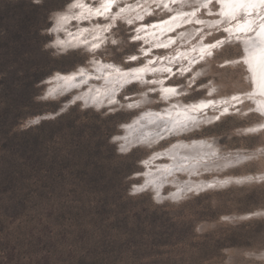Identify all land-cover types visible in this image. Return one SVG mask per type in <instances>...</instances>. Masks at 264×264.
<instances>
[{
    "label": "rangeland",
    "instance_id": "rangeland-1",
    "mask_svg": "<svg viewBox=\"0 0 264 264\" xmlns=\"http://www.w3.org/2000/svg\"><path fill=\"white\" fill-rule=\"evenodd\" d=\"M85 2L98 5L100 0ZM71 3L0 0V264H264V215L248 217L264 211V177L259 178L264 174V129L248 131L262 123L263 115L253 103L248 101L187 135L129 151H121L117 139L124 134V125L145 110H163L174 101L161 99L158 85H129L115 102L103 107L78 101L62 115L35 122L55 115L75 93L50 96L49 79L56 74L92 68L94 60L131 68L172 51L153 49L145 56L142 49L149 51V45L132 39L140 35L139 25L176 16V10L169 12L156 3L150 5L155 13L138 23L116 20L95 52L84 46L58 48L57 35L64 37L67 29L76 32L92 22L99 28L109 23L103 16L92 22L73 19L66 32L57 34L52 30L56 18L68 12ZM201 10L205 19L220 18ZM218 10L219 5L212 6L213 13ZM216 39L225 43L199 64L196 74L200 75H180L177 65L176 74L165 79L166 87L183 93L178 96L181 101L216 99L250 88L245 69L225 63L238 58L241 43L223 28L209 31L206 41ZM133 55L138 59L129 60ZM212 87L215 91L209 95ZM130 103L139 106L129 108ZM180 140L211 142L227 158L245 156L223 169L193 175L194 180L256 178L201 193L186 192L176 199L171 194L177 184H166L162 197L151 187L138 190L146 180L147 159ZM170 161L167 155L159 156L150 168ZM178 177L188 179L186 173Z\"/></svg>",
    "mask_w": 264,
    "mask_h": 264
},
{
    "label": "bare ground",
    "instance_id": "bare-ground-1",
    "mask_svg": "<svg viewBox=\"0 0 264 264\" xmlns=\"http://www.w3.org/2000/svg\"><path fill=\"white\" fill-rule=\"evenodd\" d=\"M118 1L121 0H117V2ZM124 1L126 2L125 5L131 6V8L125 9V13L123 14L125 17L124 19L127 21L131 19L133 20V23H138L139 21L146 19V17L149 16L148 14H150L151 12L153 13L155 9L153 7L154 9L153 10L150 5L154 3H156L158 6H163V8H165L164 4H168L169 7L172 9V11L176 10L174 12L176 16L178 12L191 13L193 9L189 7L188 4L195 5L193 4V0H187V3H185L184 0H177L176 2L178 5L176 6L177 8L176 7L173 8L171 0H143L135 4L132 3L130 4L129 0H124ZM83 3L88 5L85 2V0H83ZM210 7L212 8V5H210ZM166 9L168 10V8H165V10ZM77 12H79V9H71L70 11L68 8V12L62 13L59 16L72 15ZM112 12L113 13L116 12L114 10V7L112 9ZM199 12L200 11L196 12L195 17L189 16L185 18V19H191L192 20L191 23H184L183 20L179 18L177 20H171L168 17L169 19L167 18L165 20L168 21L167 24L162 23L164 20H159L150 25H139V28L141 29V31L139 32L140 33L139 36L142 37V39L139 40H143V42L145 44H148L149 47L151 48L149 51L147 50V48L144 49V51L151 52L153 49L165 48V47H157V45L160 44H168L169 47L166 48L172 50L170 53H167L169 55L154 56V60L156 61V63L155 65L152 66L158 69L162 67H171L172 72L174 73V71L176 70L175 66L180 65L181 68L191 67L192 68L191 72L193 74H196L197 67L199 66V64L202 62H206L207 60H210L209 59L210 56L206 54L203 60L199 59L200 49L203 45L209 44V42L206 41V38L209 34V31L215 28V27H209V25L214 24L217 18H212L208 20L205 19L204 17H201L199 15ZM140 16H143L142 20L138 19V17ZM93 18L97 19V17H93ZM93 18L91 20L82 19L78 21L82 22L84 20H87L92 22ZM197 19L203 20L205 21V23L198 24L195 22ZM72 20L73 19H70L67 23L63 24L60 27V30L65 31L67 29V25ZM257 23H259V21H257ZM178 24L179 27H177ZM97 25L98 24L92 22L91 26L88 27L81 26L80 28H78L76 32H72L67 29V32L65 31L66 34L64 37L61 38L59 35H57L56 44L65 49V48L73 47L69 45H77L78 41L83 40L85 38H87L89 41H92V37L94 35L101 38L105 32L102 30L103 27L101 28L96 27ZM152 25H155L156 27H152ZM224 26H222L221 28H223ZM85 29H87V31H84ZM170 29H175V31H172ZM60 30H57L56 33L58 34ZM235 35L236 34L234 33L233 36L230 38L235 39ZM256 39L259 40L261 39V37L258 36L256 37ZM172 40H175V43H172L171 42ZM59 41H63L64 43L61 45L58 43ZM239 42L243 47V42L242 41ZM207 51L208 49H205V53ZM211 51L213 55L215 53V49H212ZM178 53L180 54L179 59L172 60V58L176 56ZM159 57H166V58L157 59ZM94 61H99L101 65L115 64L124 71H127L129 69L113 62H105L103 60H94ZM170 61H172L171 64L169 63ZM189 61H194V62L190 65ZM142 66L143 65L131 67V68H138ZM96 67L97 66H95L94 64L92 68L81 67L85 69L87 72L92 73V77L87 78V83H83L79 77L77 78L76 81L67 82V78H69L77 70L69 73L56 74L55 76L49 79V83H51L52 85L51 87H49L50 89L48 93L52 97H58L61 94H66V93L70 94L74 90L75 93L73 94V97L69 101H73L76 103L78 101H81L86 106L100 108L103 107L105 104L112 103L110 101H116L117 95L123 88L129 85L139 83L136 81H133L132 83H128V84H123V81L117 82L115 78V74H113V76L111 77H106L104 72L96 71ZM167 75L170 74L168 72H161V71H157L155 73H145V79L150 80V76H153L155 79H164ZM97 76H100L101 78L97 79L96 78ZM109 81H111V83H109ZM121 84H123L122 87ZM158 87L160 86L158 85ZM249 91H251V87L246 91L236 92L234 95L220 96L216 99L211 97L205 99L203 98L201 100L199 99L198 101L190 102V103H185L184 101H181L178 98V96L172 97L174 98V101L170 102L169 106L166 107V109L145 110L143 113H141L140 116L136 117L131 123L125 124L124 134L118 136L117 139L121 141V147L125 148V151H129L131 148L138 146L140 144L151 145L159 142L164 138H168L171 136L180 137L182 135H187L189 133H192L202 128L205 125L217 121V119L214 118L216 116H220L221 119L227 113H231L234 110L238 111L240 109V108L238 109V107L246 104L248 101L253 103L254 109L257 108L258 103L261 108H264V96H257L255 100L244 99L243 93ZM232 96H240L243 102L237 104L234 101H231L230 98ZM208 100H214L216 101V103L208 108H205L203 112L196 113L197 123L195 126L189 124L187 128H183L180 130H176V131L166 130V128L167 129L172 128V124L169 122L170 118L172 120L176 119V110H173L171 105L176 104L182 107L184 105H190L194 103L198 104L200 101L207 102ZM223 101H230V103L224 104ZM232 104H234L235 107H232L231 106ZM224 107H228V112L224 113L223 115H220ZM44 116H50V115H44ZM40 118L41 117H38L36 119H40ZM261 125H264V115H263L262 123L256 124L252 128H256L257 130L264 129V127H261ZM162 155L169 156L171 158L170 163L158 164L156 169L150 168V165L154 164L155 159H157V157ZM243 158H245V156L239 153L237 156L231 154L227 158L226 156H224V154H220L219 149L211 142L194 141L187 143L185 141L180 140L176 145L169 148L167 151L162 153H156L151 158H149V160L147 159V161L145 162L146 165L148 166L147 172L145 174L146 180L142 185L138 186V190H145L151 187V189L155 191L157 197H162V191L166 184H170V183L177 184L178 187L177 191L171 194L172 197L176 199L183 196L186 192L192 191L195 193H201L211 188L226 187L228 185H231L233 182L240 183L252 178L253 179L256 178L255 176L224 177V178L215 177L210 180H204V179L194 180L192 178L193 175H200L201 173L208 170L219 169V168L223 169L225 167L233 165L236 162V160H241ZM180 172L186 173L188 175V179L186 181L178 180L179 179L178 173ZM263 177L264 174H259V178H263ZM209 185H213V186L209 187ZM257 214L264 215V211ZM251 216L253 215H249L248 217ZM261 256L264 257V252L261 254Z\"/></svg>",
    "mask_w": 264,
    "mask_h": 264
},
{
    "label": "snow or ice",
    "instance_id": "snow-or-ice-1",
    "mask_svg": "<svg viewBox=\"0 0 264 264\" xmlns=\"http://www.w3.org/2000/svg\"><path fill=\"white\" fill-rule=\"evenodd\" d=\"M37 3H39V0H36ZM172 3H176L177 0H171ZM185 3H187V0H184ZM193 4L196 6L193 7V10L191 13L188 12H178L177 16H173L170 19L171 20H177L182 19L184 23H191V19H185L189 16L195 17L196 12L200 11L201 9H207L209 15H216L220 17L217 19L214 24L209 25V27H215L217 31L221 30V27H223V31L228 33L229 37H232L235 33V40L236 41H242L243 42V50L238 54L237 59H233L230 61H226L225 63H231L233 65H238L241 68H244L245 71L248 73V76L246 77L250 82L251 91L243 93L244 99L249 100H255L257 96H264V0H215V4H213V0H193ZM212 5L215 7V5H219V10L216 13L212 12V8L210 7ZM183 6V5H182ZM189 7H192V4H188ZM113 7H116L118 10L113 13L112 9ZM165 8H168V11L171 12L172 9L169 7L168 4H164ZM126 8H131L130 5L121 6L117 0H101V2L98 5H86L83 3V0H73V3L69 5V9H79V12L72 14V15H61L56 18V27L53 28V31L60 30V27L67 23L70 19H88L91 20L93 17H99L103 16L106 20H109V23L104 25L102 30L104 32L111 31L114 26L117 19H124V13ZM138 19H143V16L138 17ZM259 21V23H257ZM129 24L133 23V20L129 19L127 21ZM198 24H204L205 21L197 19L195 21ZM162 23L167 24L168 21H163ZM99 27V26H98ZM143 27V26H142ZM152 27H156L155 25H152ZM179 27V24L177 25ZM172 31H175V29H170ZM84 31H87L85 29ZM137 32H140L141 29H136ZM260 36L261 39L257 40L256 37ZM106 39V38H105ZM133 40L142 39L140 36H134L132 37ZM95 41V42H93ZM104 42L103 39H101L98 36H93L92 41H89L87 38L78 41L77 45H69L73 47H77L80 45H83L87 51L95 52L96 49H98L101 44ZM172 43H175V40L171 41ZM59 44H63V41H59ZM111 43L113 45H117L119 47V43L117 40H112ZM225 43L222 39H216L214 43H209L206 45H203L200 49V60L204 59L205 54L208 56L212 55V49L219 48ZM157 47H169L168 44H160L157 45ZM205 49H208V51L205 53ZM195 50V49H193ZM143 55L147 56L148 52L144 51L142 49ZM180 57V54L178 53L176 56L172 58V60H178ZM166 57H159L157 59H165ZM186 58V57H185ZM129 60L135 61L138 59L137 56H130L128 57ZM194 61H189V64L191 65ZM96 67V71L98 72H104L106 77H111L113 74H115V78L117 82L123 81V84L132 83L133 81L139 82L141 84H151V85H159V95L161 99L167 101L172 97L179 96L183 93L178 92L176 87L168 86L165 87V79H169L172 75H175L176 73L172 72L171 67H162V68H156L152 65H155V60H148L146 64H144L142 67L138 68H129L127 71L122 70L120 67H118L115 64H107V65H101L99 61H93L92 62ZM170 64L172 61L169 62ZM223 66V65H222ZM157 71L161 72H168L170 75L168 77H165L164 79H152V80H146L145 79V73H155ZM180 75H184L185 72H191L192 68H180L178 69ZM197 76L200 75L199 73L196 74ZM80 78V80L83 83H87V78L92 77V73L87 72L85 69L81 68L77 70L75 73H73L69 78H67V82L76 81L77 78ZM97 79L101 78L100 76L96 77ZM195 80V77L190 80V84L192 81ZM111 83V81H109ZM121 84V87L123 86ZM202 86L207 87V85L202 84ZM150 91H157L156 88L150 89ZM215 91V88H211L209 90V95H211L212 92ZM231 101H234L235 103H242L240 96H232L230 98ZM115 102V101H110ZM216 101L214 100H208L200 101L198 104H190V105H184L179 106L176 104L171 105L173 110H176V119L172 120L170 118V123L172 124L171 129H167L169 131H176L183 128H187L189 124L192 126H195L197 123L196 113L197 112H203L205 108H208L212 105H214ZM224 104H229L230 101H223ZM138 104H132L130 103L128 105L129 108L138 107ZM232 107H235L234 104L231 105ZM253 109H249V111H252ZM255 111L260 112L262 115H264V108H261L258 106L255 109ZM228 112V107H224L223 111L220 113V115H223L224 113ZM159 115V114H157ZM162 118V117H161ZM215 119H220V116L214 117ZM261 127H264V125H261ZM256 128H250L248 131L254 132L256 131ZM121 151H125V148L121 147ZM213 185H209V187H212ZM191 190V189H189Z\"/></svg>",
    "mask_w": 264,
    "mask_h": 264
},
{
    "label": "water",
    "instance_id": "water-1",
    "mask_svg": "<svg viewBox=\"0 0 264 264\" xmlns=\"http://www.w3.org/2000/svg\"><path fill=\"white\" fill-rule=\"evenodd\" d=\"M54 45L56 47H60L59 45H56V41L54 42ZM61 48V47H60ZM76 102H73V101H68V102H65L62 106V108L54 115H50V116H42L40 119H36L35 122H41L43 120H47V119H50V118H54V117H57L59 115H62L63 113H65L71 106L75 105ZM263 214H253V216H251L250 218L252 217H259V216H262Z\"/></svg>",
    "mask_w": 264,
    "mask_h": 264
}]
</instances>
